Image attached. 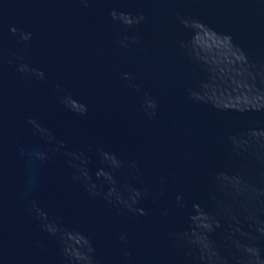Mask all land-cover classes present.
I'll return each mask as SVG.
<instances>
[{"label":"water","instance_id":"water-1","mask_svg":"<svg viewBox=\"0 0 264 264\" xmlns=\"http://www.w3.org/2000/svg\"><path fill=\"white\" fill-rule=\"evenodd\" d=\"M0 264H264V0H0Z\"/></svg>","mask_w":264,"mask_h":264},{"label":"clouds","instance_id":"clouds-1","mask_svg":"<svg viewBox=\"0 0 264 264\" xmlns=\"http://www.w3.org/2000/svg\"><path fill=\"white\" fill-rule=\"evenodd\" d=\"M112 15H113V17L115 18V13H113ZM11 31H12V32H16V29L13 28V29H11ZM30 35H31L30 33H29V34H22V36H23V38H24L25 40H27V39L30 37ZM21 70H22V71L24 70V66H21ZM38 75H41V77H42V73H39ZM86 111H87L86 106H84L83 104H81V110L79 111V114L83 115V114L86 113ZM30 122H31V121H30ZM61 143H62V142H61ZM76 178H77V177L74 175V176H73V179L75 180ZM137 193H138V197H139V196H140V192L137 191ZM181 199H182V197L179 196V195H177L176 200L179 202ZM133 203H137V200H135ZM128 209H129V211L137 212V213H139L140 215H147V213H146V212L144 211V209H142V208H132L131 206H128ZM44 228H45V226H44ZM45 230H46V228H45ZM50 234H51V233H50ZM120 239L123 240L124 237L121 236Z\"/></svg>","mask_w":264,"mask_h":264}]
</instances>
